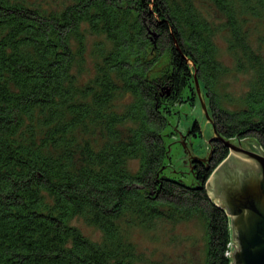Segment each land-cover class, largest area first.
<instances>
[{"label":"trees","instance_id":"obj_1","mask_svg":"<svg viewBox=\"0 0 264 264\" xmlns=\"http://www.w3.org/2000/svg\"><path fill=\"white\" fill-rule=\"evenodd\" d=\"M218 34L251 75L237 101L220 93ZM263 43L264 0H0V264H145L132 229L193 220L205 264H230V220L205 189L228 150L192 160L188 185L167 174L165 132L175 107L195 106V76L217 134L264 153ZM186 136L202 137L196 120Z\"/></svg>","mask_w":264,"mask_h":264},{"label":"water","instance_id":"obj_2","mask_svg":"<svg viewBox=\"0 0 264 264\" xmlns=\"http://www.w3.org/2000/svg\"><path fill=\"white\" fill-rule=\"evenodd\" d=\"M194 82L197 98L193 111L188 112L186 105L184 110L177 106L169 118L165 142L171 130L178 134L177 140L166 142L169 153L171 146L179 143L185 157L178 158L172 167L167 166V174L190 177V161L197 159L206 164L213 153V142L224 146L227 158L212 172L205 189L209 199L230 220L232 242L238 247L232 248L230 264H264V153L252 139L230 141L217 134L205 90L199 88L195 76ZM192 120H197L202 131V140L193 146V153L190 140L185 137Z\"/></svg>","mask_w":264,"mask_h":264},{"label":"rangeland","instance_id":"obj_3","mask_svg":"<svg viewBox=\"0 0 264 264\" xmlns=\"http://www.w3.org/2000/svg\"><path fill=\"white\" fill-rule=\"evenodd\" d=\"M36 1L41 3L42 7L47 10H61L66 4L70 2V0ZM97 41L98 39L94 36H86V64L81 77L82 83L87 82V80L94 74L93 68L96 59L91 55V52L94 49L93 45ZM216 44L219 49V59L229 69V73L221 79L220 93L227 95L233 100L237 101L247 90V84L251 78V75L247 73H237L234 71L235 59L233 58L232 54L227 51V36L225 34L217 35ZM258 47L264 56V43ZM164 64L165 60H162L159 65ZM125 101L126 100H124L123 103ZM194 107L191 108L190 106H187V111L192 112ZM180 108L184 110L185 105L180 106ZM193 121L194 120H192V123ZM185 137L187 138L186 135ZM177 139L178 134L173 130H171L166 136V142ZM188 139L190 140V151L193 153V146L197 145L202 140V137ZM169 154L170 159L167 161V166L169 167H172L178 158L185 157L179 143L173 144L171 146V151ZM191 163L192 161H190V164ZM131 167L132 170L137 169L136 164H132ZM170 176L176 177L177 179H182L188 185L191 183V179L188 175L178 173L170 174ZM71 224L79 228L81 233L90 240L95 242L100 241V232L95 228L88 227L82 220L74 219ZM129 236L145 264H205V251L207 242L205 230L201 221L193 220L176 223L159 221L150 229H132L129 232ZM231 245L230 256L232 253V248H238L233 242ZM230 263H232L231 257Z\"/></svg>","mask_w":264,"mask_h":264},{"label":"flooded vegetation","instance_id":"obj_4","mask_svg":"<svg viewBox=\"0 0 264 264\" xmlns=\"http://www.w3.org/2000/svg\"><path fill=\"white\" fill-rule=\"evenodd\" d=\"M237 144H238V141H237ZM214 146H215V144H214ZM209 149H211L210 147H209ZM210 152V151H209ZM209 154V153H208ZM208 158V157H207ZM210 162V161H209ZM208 161H207V163H209ZM186 162L184 161V164H185Z\"/></svg>","mask_w":264,"mask_h":264}]
</instances>
